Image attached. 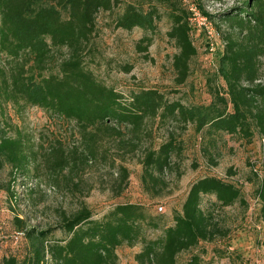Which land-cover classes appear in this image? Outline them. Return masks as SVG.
<instances>
[{"label":"trees","instance_id":"16d2710c","mask_svg":"<svg viewBox=\"0 0 264 264\" xmlns=\"http://www.w3.org/2000/svg\"><path fill=\"white\" fill-rule=\"evenodd\" d=\"M197 2L203 15L226 22L230 30L222 31L224 49L217 69L207 78L211 101L184 104L170 100L157 88H140L125 97L87 66L97 14L100 10L114 12L119 0H0V170L8 163L12 173L25 176L37 162L56 185L66 175L67 187H79L86 165L98 159L113 165L119 161L122 190L129 177L123 162L128 154L142 149V183L149 190L166 183L164 173L172 166L173 154L182 151L175 132L158 146L148 142L153 133L150 120L183 127L192 124L211 145L221 133L246 141H252L257 133L264 137V0H243L216 14L207 12L201 0ZM161 7L171 22L167 35L178 49L173 60L175 83L185 84L198 50L189 22L193 11L183 0L126 2L114 24L126 30L139 27L156 32ZM217 27L220 29L219 23ZM152 40L144 35L137 43L138 50L147 51ZM61 48H66V53L58 69H50L55 49ZM131 68L123 69L130 72ZM10 104L18 111L28 105L40 106L58 118L74 121L79 143L67 151L56 138L43 147L29 132L11 123L7 114ZM103 142H108V148L101 151ZM204 149L211 157L209 148ZM205 195L215 196L213 208L202 207ZM255 195L264 224V176L257 178ZM236 203L249 206L242 188L208 174L191 183L181 209L174 210L173 223L165 226L158 238L145 232L146 228H158L161 217L139 202L117 203L99 219L82 202L72 212L61 210L56 223L47 228L29 226L15 216V231L23 235L13 239L26 241L25 253L20 257L1 250L0 264H119L117 248L138 242L142 243L135 256L138 264H177L180 253L200 242L230 235L231 228L217 218L215 207ZM57 230L66 236L55 238ZM186 264H203L202 258L193 254Z\"/></svg>","mask_w":264,"mask_h":264},{"label":"rangeland","instance_id":"374dc122","mask_svg":"<svg viewBox=\"0 0 264 264\" xmlns=\"http://www.w3.org/2000/svg\"><path fill=\"white\" fill-rule=\"evenodd\" d=\"M119 1L114 12L100 10L97 14L96 32L91 42L93 52L87 57V66L125 97L140 88H157L170 100H181L184 104L209 103L211 95L207 78L217 69L219 53L224 49L222 31L230 30V26L203 16L190 18L191 36L198 53L191 60L187 82L177 85L173 60L178 49L167 35L171 22L165 9H160L162 17L156 32L139 27L126 30L115 27L114 20L126 2L139 0ZM183 2L190 9L198 8L197 0ZM201 2L209 12L207 5L213 0ZM144 35L152 36L153 40L143 52L138 50L137 43ZM65 53L66 48L55 49L49 68L57 70ZM125 66H131V71L126 72L123 69ZM261 81L264 82V66ZM7 114L14 126L29 132L34 141L43 144V147H49L50 142L57 138L70 151L80 141L74 121L58 118L40 106L28 105L18 111L10 104ZM149 126L153 128V133L148 142L155 146L167 140L170 132H175L177 142L182 144V151L173 154L172 166L164 173L166 183L159 188L148 190L143 187L142 149L128 154L123 162L129 170V177L122 190L119 161L113 165L111 161L98 159L86 165L80 174L79 187L72 184L67 187L66 175L61 176L60 184L56 185L49 179L44 166L37 162L31 164V171L25 176L12 173L11 165L6 163L0 170L1 250L20 257L25 253L26 241L13 239L12 234L17 229L15 216L25 219L29 226L47 228L56 223L61 210L72 212L82 202L92 209L96 219L102 218L117 203H143L152 214L161 217L158 228H146L145 232L148 237L158 238L162 229L173 223L174 210L181 209L191 183L201 176L212 174L237 183L249 206L244 208L236 203L224 208L215 207L217 218L231 228L230 235L214 242H200L196 247L180 253L177 264H186L193 254H199L203 264H264V224L255 195L257 178L264 176V137L257 133L252 141H246L236 135L221 133L216 143L211 145L206 137L202 140V134L197 133L192 124L183 127L172 122L158 124L150 120ZM9 133H14V130H9ZM102 146L101 151H104L108 142H103ZM204 147L209 148L211 157L204 153ZM214 202V195H205L202 207L213 208ZM53 236L61 238L66 234L57 230ZM141 247V242L119 246V264H138L135 256ZM216 248L220 251H215Z\"/></svg>","mask_w":264,"mask_h":264},{"label":"built area","instance_id":"2783aa9c","mask_svg":"<svg viewBox=\"0 0 264 264\" xmlns=\"http://www.w3.org/2000/svg\"><path fill=\"white\" fill-rule=\"evenodd\" d=\"M239 3H240V0H218V1L213 0L212 3L207 5V8L210 9L209 12L219 13L221 11H224L225 9H228V8H231L235 5H238ZM192 11H193V14L191 16L192 18L193 17L200 18L201 16H203L202 18L209 19L208 16L203 15L198 8H192ZM162 208L163 207L161 206L160 209H162ZM12 235L14 238L18 239L19 237H21L23 235V232L22 231H14ZM0 252H1V246H0Z\"/></svg>","mask_w":264,"mask_h":264}]
</instances>
